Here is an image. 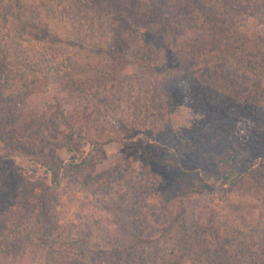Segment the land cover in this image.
Wrapping results in <instances>:
<instances>
[{
	"label": "trees",
	"instance_id": "trees-1",
	"mask_svg": "<svg viewBox=\"0 0 264 264\" xmlns=\"http://www.w3.org/2000/svg\"><path fill=\"white\" fill-rule=\"evenodd\" d=\"M44 4L48 12L73 14L77 21L83 15V9L94 11L99 16L92 24L100 23L99 28L104 31L110 24L112 36L103 48L104 61L98 66L105 69L110 77L122 75L120 81L129 83L148 80L160 89L165 99L169 126H172V118L177 109L173 87L184 80L193 82L194 87L202 92L204 90L205 94H208L207 90L213 93L215 87L216 92L225 87L227 93L224 97L227 100L212 104L208 113L210 118L228 123L230 118L237 115L245 118L246 111L254 110L255 117L264 119V0H44ZM26 8L24 0H0V22L8 23L12 16L19 21L21 27L15 33H6L7 39L0 41V74L4 77V85L8 90L6 93L4 85L0 84V142L9 150L17 152L24 160H29L28 164H22L9 158L10 168L0 170L1 260L23 256V243L27 237L23 228L29 218L38 214L40 217L36 219L51 226V219L47 216L51 214L56 187L72 175L74 177V173L90 161L89 148L97 150L104 143L113 141H120L128 146L137 139L141 143L150 140L148 131L140 133L141 130H136V124L114 117L112 123H115L116 130L113 134L103 140L88 135L92 132V126H88L89 121L75 118L72 110L66 109L68 103L73 101V98L68 100L67 97L71 95L72 89L73 92L78 90L75 85L82 86L85 79L90 80L88 76H94L95 71L97 74L102 73V70L94 69L98 67L96 64H90L88 68L80 66L70 57L58 66L46 55L37 57L36 63L25 51L23 53L18 50L21 48L19 41L23 33L31 27L42 38L47 36V29L37 24ZM102 15L107 17L103 19ZM81 18L83 19L82 16ZM192 26L197 32H191ZM186 28L187 31L184 32L183 29ZM79 34L72 33L64 41L77 46ZM12 50L16 72L8 64ZM127 50L130 51V58L126 55ZM131 66L133 70L129 71ZM207 76L212 81L214 78H219L220 81L215 82V87H212V81L209 82ZM17 77L24 80L22 84L18 85L14 81ZM94 80L95 78L90 81ZM90 86L92 87L91 84ZM124 86L121 83L119 88L123 89ZM25 87L27 89L23 91ZM43 92L50 93L53 97L55 104L49 105V110L53 113L50 118H55V121L58 119L59 126L64 127L63 131L53 129L55 121L48 120L47 113L37 116V120L30 126L24 122L23 108L27 96ZM116 96L120 102L122 97L119 93ZM213 100L215 99L211 101ZM108 102L111 106L109 110L115 101ZM209 106L208 104V109ZM255 117H248L249 124L257 127L254 133L256 136L248 140L264 145V121L256 120ZM95 129L98 128L95 126ZM49 132H56L57 135H50ZM26 133L30 136L27 143ZM18 134L21 136L18 137ZM60 136L62 140L59 145H53V141H57ZM179 142L183 146L189 145V154L180 149L179 143L163 145L161 142L159 146L153 144L162 151L151 148L148 153H144V159L149 162L156 158L159 168L165 166L180 175L186 172L185 176L194 182L190 187L178 178L174 193L164 197L170 203L169 209L172 210L168 214L171 218L162 222L159 227L162 231L158 236H145L143 230L141 233L126 230L129 223L125 219L121 226L128 241L126 242L125 236L116 240L111 256L116 254L118 258L123 257L126 264H132L135 257L139 261L135 264H179L181 256H173L177 263H173L174 258L171 259L173 262L166 259L163 239L168 240V236H171L169 233L173 230L176 248L186 250L187 246L196 242L200 233L209 231L206 228L197 230L198 226L194 227V231H189L188 225L178 227L182 223L187 224L184 207L186 195L204 194L211 190H231L253 173L258 172L261 176L264 174V149L242 154L243 144H219V140H213L205 132H197L191 138L185 136ZM51 146L65 147L70 152L69 158L66 161L58 158L55 161L49 158L37 161L34 158H43L45 149L52 148ZM188 159L192 160L190 168H187ZM178 190L182 193L177 194ZM177 200L179 204H175ZM130 214L133 211L128 214L131 218ZM143 222L141 218V223ZM236 235L235 231L231 233L233 242ZM239 235L237 238L240 248L236 247L232 251L224 247L214 248L205 235L202 240L206 248L204 256L220 264H264V226H251L248 231ZM46 238L41 239V244L45 242L48 245ZM57 241L55 239L54 243ZM138 245L141 246V253L136 248ZM145 246L149 247L144 248ZM103 252L97 251L92 260L100 258Z\"/></svg>",
	"mask_w": 264,
	"mask_h": 264
},
{
	"label": "rangeland",
	"instance_id": "rangeland-1",
	"mask_svg": "<svg viewBox=\"0 0 264 264\" xmlns=\"http://www.w3.org/2000/svg\"><path fill=\"white\" fill-rule=\"evenodd\" d=\"M24 1L27 4V13L32 14L37 24L47 29V36L42 38L38 35V31L31 27L32 30L29 29L23 33V37L19 41L21 48L18 50L23 53L25 51L35 62L38 60L37 57L46 55L57 66L69 57L85 68H88L90 64L98 66L103 63V48L112 36V28L108 24L104 31L99 28L100 23L92 24L93 20L98 19V13L83 9V15H81L83 19L79 16L77 21L73 14L48 12L44 0ZM101 17L104 19L107 16L102 15ZM9 19L8 23L0 22V41L7 39L9 31L15 33L21 28L16 18L10 16ZM192 27L191 32H197L196 28ZM183 31L186 32L187 28ZM72 33L74 35L81 33L77 46H72L64 41ZM129 52L127 50L126 55L130 58ZM10 57L8 64L13 71V50ZM100 67L94 69L100 71ZM93 70H91L92 73ZM101 70L102 73L97 74L95 71L94 76H88L90 80L95 78L94 82L85 79L82 86L75 85L78 90L73 92V89L72 91L69 89L71 95L67 98L68 100L73 98V101L68 103L66 109L72 110L75 118L83 119L85 122L89 121L88 126H92V132H89L88 135L92 138L103 140L113 134L116 130L115 123H112V117H114L136 124V130H141L140 133L148 131L150 140H147V143H141L137 139L128 146L120 141H113L104 143L103 147L97 150L89 148L91 149H88L91 155L90 161L74 173V177L72 175L70 179L62 181L60 186L56 187L51 214L47 216L51 219V226H46L41 220L36 219V217H40L38 214L29 218L23 228V233L27 235L23 243L25 247L23 256L16 259L13 257L2 258L0 264H56V262L62 264H115L116 260V264L120 262L126 264L123 257L118 258L119 256L116 254L111 256L115 241L126 235L121 226L125 219L129 223L125 227L126 230H130L132 233H141L140 231L143 230L145 236H158L162 231L159 228L162 222L169 221L171 218L168 213L172 209H169L170 203L166 202L164 197L169 193H174L178 178H181L190 187L194 182L193 179H188L185 176L186 172H182L180 175L176 174L174 169L170 170L165 166L159 168L156 158L149 162L146 161L144 153H148L149 149L162 151L154 144L158 146L161 142L164 143L163 145L180 144V149L189 154V145L183 146L179 139H183L185 136L191 138L197 132H205L213 140H219V144L227 145L235 142L243 144L242 154L252 153L255 149H258L257 151L264 149V145H258V141L253 143L248 140L256 136L254 133L257 127L249 124L248 120V117L250 119L255 117L254 110L246 111L245 118L238 117V115L233 119L230 118L228 123L217 121L208 116L213 103L219 104L227 100L224 97L227 93L225 87L216 92L215 82L220 81L219 78H214L212 81V78L207 76L208 81H212L211 86L215 87L213 93L207 90L208 94H205L204 90L203 92L197 90L193 82L186 80L175 85L173 91L177 100V109L172 118V126H169L164 95L154 84L148 80H134L129 83L120 81L122 75L110 77L105 69ZM132 70L131 66L129 71ZM14 71L17 70L14 69ZM14 81L19 85L24 80L17 77ZM121 83L125 84L123 89L119 88ZM0 84L2 86L5 84L1 74ZM6 87L4 85L2 88L8 93ZM25 89L27 88L25 87L23 91ZM117 93L122 97L120 102L117 99ZM212 99L215 100L211 101ZM108 100L111 103L115 101L109 110L108 108L111 106ZM52 103L55 104V101L50 93H35L27 96L23 108L24 122L28 125L32 124L34 120H37V116H42V113H47L48 120L55 121V118H50L53 113L51 109L49 110V105ZM208 104L210 105L209 109ZM106 110H108V114H106ZM255 118L264 121L262 117ZM54 123L55 131L64 130L63 126H59L58 119ZM95 126L98 129H95ZM49 134L57 135L56 132H49ZM20 136L21 134H18V137ZM29 138L30 136L26 133L25 143L29 142ZM61 140L62 136L57 141L54 140L53 145H57V143L59 145ZM51 147L45 149L43 158L41 156H34V158L37 161L44 158H49L52 161L57 158L66 161L69 158L70 152L65 147ZM9 158L22 164L29 163L28 159L24 160L17 152L9 150L4 143L0 142V170L10 168ZM191 165L192 160L188 159L187 168H190ZM179 193H182L181 190H178L177 194ZM175 204H179L178 200ZM184 207L187 224L182 223L178 227L188 225L189 231H194L198 227L197 230L202 231L206 228L209 231L200 233L197 238L199 241L195 240L196 242L183 250L182 248L177 249L173 243L175 232L172 230L168 240L164 238L162 242L166 259L174 258L173 261H175L176 257L181 256L179 264H220L214 263L204 256L203 251H206V248H204L202 240L206 235L214 248L224 247L232 251L236 247L240 248L239 238H237L240 236L239 233H245L251 226H264V174L261 176L258 172L253 173L231 190H211L204 194L190 193L184 199ZM131 211L133 214H130V218L128 214ZM141 218L144 220L143 223H141ZM159 219L160 222H158ZM45 227L52 229H45ZM234 231L237 233V237L233 242L231 233ZM44 237H47L48 245L45 242L41 244V239H45ZM125 238L127 242L128 237L125 236ZM55 239L58 240L56 243H54ZM52 242L54 244H49ZM147 247L149 246L144 248ZM136 248L140 253L142 252L140 245ZM97 251L105 253L103 252L100 258L96 257L97 260L93 259V262L92 258ZM168 253L175 255L170 256L167 255ZM136 262H139L137 257L132 260V264ZM173 263H177V261ZM149 264L152 263L149 262Z\"/></svg>",
	"mask_w": 264,
	"mask_h": 264
}]
</instances>
